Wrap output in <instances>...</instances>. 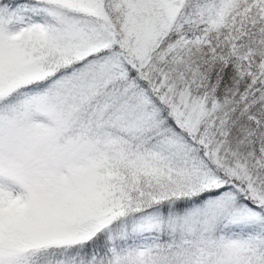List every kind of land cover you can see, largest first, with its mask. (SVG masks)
<instances>
[{"label":"snow or ice","instance_id":"snow-or-ice-1","mask_svg":"<svg viewBox=\"0 0 264 264\" xmlns=\"http://www.w3.org/2000/svg\"><path fill=\"white\" fill-rule=\"evenodd\" d=\"M0 264H264V0H0Z\"/></svg>","mask_w":264,"mask_h":264}]
</instances>
